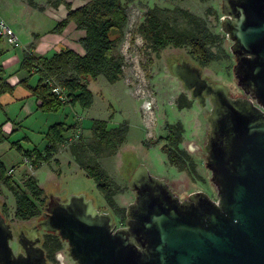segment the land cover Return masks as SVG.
Here are the masks:
<instances>
[{
	"label": "water",
	"instance_id": "water-1",
	"mask_svg": "<svg viewBox=\"0 0 264 264\" xmlns=\"http://www.w3.org/2000/svg\"><path fill=\"white\" fill-rule=\"evenodd\" d=\"M221 9L244 96L232 98L186 60L171 64L192 98L211 104L204 151L218 200L204 192L181 200L140 164L129 172L135 201L124 227L84 194L51 196L31 235L58 234L76 264H264V0H222ZM13 236L0 213V264H47L41 237L19 239L15 254Z\"/></svg>",
	"mask_w": 264,
	"mask_h": 264
},
{
	"label": "rangeland",
	"instance_id": "rangeland-1",
	"mask_svg": "<svg viewBox=\"0 0 264 264\" xmlns=\"http://www.w3.org/2000/svg\"><path fill=\"white\" fill-rule=\"evenodd\" d=\"M28 1L17 0L15 6L17 10L13 15L20 23L18 33L20 42L17 51L22 52L30 43L32 32L44 34L51 31L67 13L63 6L57 9L49 6L48 0H32L43 7V11L30 7ZM67 1L74 9L85 3L82 0ZM155 6L168 9L182 8L204 19L210 30L222 37L227 57L212 62L207 67H201L192 60L188 48L169 47L158 54L150 52L137 34V30L144 20L145 12ZM221 6L222 0L134 1L127 9V25L121 35L113 36L117 41L113 54L124 60V73L119 82L111 84L104 76L91 80L88 85L93 92L94 103L88 110L80 106H64L56 113L38 112L26 119L22 125H15L17 132L13 135H11L13 127L8 132L3 127L10 142L21 141L24 149L32 150L36 147L41 151L50 141L46 133L51 125L63 122L75 124L77 127L76 132L66 134V143L60 147L55 159L50 164L40 165L38 169H34L23 155L12 149L9 142L0 145V159L18 185L24 188V181L31 176L38 180L46 197L45 206L41 207L43 216L47 214L51 196L64 201L71 195L84 194L94 201L100 213H111L115 216L117 228L125 226L126 220L121 222L109 208L95 181L86 177L70 152V146L78 142L80 136L85 143L92 142L90 128L94 120L106 121L109 129L122 124L129 126L125 144L116 153L105 154L100 160L109 176L123 188V193L115 198L118 208H123L127 212V207L134 203L135 192L129 186V172L140 164L146 165L153 176L165 179L181 200L196 192H204L213 200H218L216 187L211 181L212 174L206 167L204 151L210 132L207 117L211 112V104L207 102L202 106L198 100H194L191 92L187 91L181 80L173 74L171 64L181 59L186 60L198 66L204 78L214 84L225 86L232 98L244 96L233 71L236 64L231 52L233 43L221 27L224 18ZM69 26L62 33L51 32L61 40L53 45V53L70 49L69 45L78 49L82 47L79 42L81 33ZM118 37L120 39H117ZM36 78L39 79L37 75L32 77L31 85L37 83ZM181 96L191 101V108L178 109L177 101ZM148 104L150 108H147ZM168 124L183 126V143L180 148L188 152L195 162V169L190 174L173 167L163 153ZM194 145L198 148H193ZM0 202L7 206V221L12 227L18 229L37 224L39 218L27 223L15 218V199L1 183ZM12 247L14 252H17L15 244ZM59 256L62 257L60 260L62 264H76L69 256L67 244Z\"/></svg>",
	"mask_w": 264,
	"mask_h": 264
},
{
	"label": "trees",
	"instance_id": "trees-1",
	"mask_svg": "<svg viewBox=\"0 0 264 264\" xmlns=\"http://www.w3.org/2000/svg\"><path fill=\"white\" fill-rule=\"evenodd\" d=\"M82 1L85 3L76 9L67 0H48L47 4L56 9L63 6L67 11L65 18L52 30L53 33H62L70 24L85 33L80 40L84 48L83 54L66 49L50 58L38 57L34 54L33 47L23 52L20 71L26 72L28 77L17 86L30 93L38 104L39 112L56 113L64 106H80L88 110L94 103V95L88 85L91 80L104 76L109 83L115 84L122 79L124 60L113 54L117 42L113 36L121 35L127 25L128 6L136 0ZM28 5L40 11L44 10L32 0L28 1ZM137 34L142 38L145 47L156 54L169 47L188 48L192 60L201 67H207L212 62L227 57L222 37L213 33L204 19L182 8H149ZM35 75L39 79L35 85H31L30 81ZM55 88L62 89L64 100L54 93ZM15 89L16 86L6 80L4 69L0 67V97L13 95ZM177 106L183 110L191 108L192 103L187 97L181 96ZM76 130L75 124H53L46 133L50 141L41 151L36 147L26 150L21 141L10 142L3 126H0V145L9 142L12 149L23 155L34 169H38L40 165L50 164L55 159L60 147L66 143V134ZM16 132L14 129L11 135ZM90 132L92 142L85 143L80 136L78 142L70 146V152L86 177L95 181L109 208L121 222H125L126 210L118 208L115 201L123 193V188L109 176L100 160L105 154L116 153L125 144L129 126L122 124L109 129L106 121L94 120ZM183 132L181 124H168L166 144L162 150L173 167L190 174L195 169V162L188 152L180 148ZM0 183L15 199V218L18 221L30 222L43 216L41 207L46 203L45 192L35 177H28L22 188L9 175L0 159ZM3 207L7 213V206ZM42 248L49 263L57 264L56 256L65 249V243L58 234L48 233L44 235Z\"/></svg>",
	"mask_w": 264,
	"mask_h": 264
},
{
	"label": "crops",
	"instance_id": "crops-1",
	"mask_svg": "<svg viewBox=\"0 0 264 264\" xmlns=\"http://www.w3.org/2000/svg\"><path fill=\"white\" fill-rule=\"evenodd\" d=\"M16 1L17 0H0V19L4 20L13 28L19 36L20 23L15 19L16 17L13 16L15 14L14 12L17 10V8H15L17 5ZM69 28L76 29L74 24H71ZM52 30L48 32L44 31V34H42V32H32L31 41L23 48V52L33 47L35 55H42L47 58L52 57L55 54L53 53V45L61 41L60 38L51 34ZM79 32L81 33L79 36L80 42V40L84 38L85 33L83 31ZM17 47H10L5 40H0V67L4 69L6 80L11 85L16 86L13 95H3L0 97V126L3 125L6 132L11 131L12 127L15 129V125H22L26 119L39 112L37 111L38 104L35 99L31 97L30 93L25 88L17 86L21 80L26 78V73L20 71L19 67L23 59V52L17 51ZM68 48L75 50L79 54L84 53L83 46L78 49L69 45Z\"/></svg>",
	"mask_w": 264,
	"mask_h": 264
},
{
	"label": "flooded vegetation",
	"instance_id": "flooded-vegetation-1",
	"mask_svg": "<svg viewBox=\"0 0 264 264\" xmlns=\"http://www.w3.org/2000/svg\"><path fill=\"white\" fill-rule=\"evenodd\" d=\"M189 109V108H188ZM184 110V109H183ZM192 148V147H191ZM193 148H198L197 145H194ZM3 205L5 206L6 204L5 203H1L0 202V213L4 216V218L6 219V222L8 223L7 221V213L4 212V207ZM43 217V216H42ZM27 223V222H25ZM10 224V223H8ZM10 226L12 227V225L10 224ZM34 225L31 226V227H26V228H22V227H19L18 229L12 227V230H13V240L11 242V246L13 244H15V246L17 247V252H15V254H18V252L20 251V245H19V239H21L23 242L25 243H30V242H35L37 240L38 237H41L42 241H43V238H44V235L47 234V233H41V232H38L36 235H31V232H32V229H33ZM23 230V232L21 231ZM41 247H42V244H41ZM13 248V247H12ZM14 250V249H13ZM44 250V249H43ZM63 251V250H62ZM60 251L57 256H56V261L57 263H60L62 264L63 262L60 261L62 259V257H60V253L62 252ZM45 252V251H44ZM46 255V253H45ZM47 259V257H46ZM49 263L48 259H47V264Z\"/></svg>",
	"mask_w": 264,
	"mask_h": 264
},
{
	"label": "built area",
	"instance_id": "built-area-1",
	"mask_svg": "<svg viewBox=\"0 0 264 264\" xmlns=\"http://www.w3.org/2000/svg\"><path fill=\"white\" fill-rule=\"evenodd\" d=\"M0 38L2 40H5L6 43L10 47H17L19 45V37L14 31L13 28H11L4 20L0 19ZM54 93L60 96L62 100H64V94L62 93V89L55 88ZM150 108V104H148V107Z\"/></svg>",
	"mask_w": 264,
	"mask_h": 264
}]
</instances>
